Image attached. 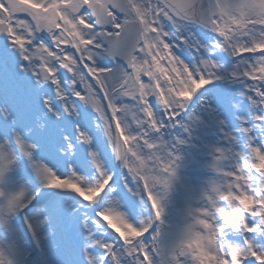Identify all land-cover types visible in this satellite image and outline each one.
Returning a JSON list of instances; mask_svg holds the SVG:
<instances>
[{
	"label": "snow or ice",
	"instance_id": "obj_1",
	"mask_svg": "<svg viewBox=\"0 0 264 264\" xmlns=\"http://www.w3.org/2000/svg\"><path fill=\"white\" fill-rule=\"evenodd\" d=\"M0 264H264V0H0Z\"/></svg>",
	"mask_w": 264,
	"mask_h": 264
}]
</instances>
